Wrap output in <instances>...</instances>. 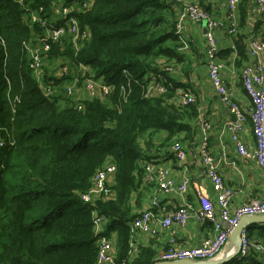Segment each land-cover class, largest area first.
Here are the masks:
<instances>
[{
    "label": "trees",
    "instance_id": "obj_1",
    "mask_svg": "<svg viewBox=\"0 0 264 264\" xmlns=\"http://www.w3.org/2000/svg\"><path fill=\"white\" fill-rule=\"evenodd\" d=\"M250 1L238 6L240 28ZM59 6L70 14L53 23ZM69 19L87 34L76 47L67 33ZM58 27L64 36L48 42L43 73L36 76L23 47L36 46ZM235 37L241 65L247 47L244 35ZM180 46L176 9L165 0H0V264H95L98 239L115 232L116 264L156 263L150 246L129 256L135 219L130 200L141 183L138 163L152 162V136L163 132L168 142L191 129L185 120L194 116V104L173 103L181 85L164 70L180 67L188 75L181 66L190 60ZM57 57L67 58L62 64L67 73L45 74L49 60ZM73 70L82 81L92 77L109 86L104 101L84 100L78 110V102L56 95V88L53 94L43 92L49 83L61 85L68 78L66 95L76 81ZM152 83L165 92L146 96ZM107 163L115 166L106 184L110 197L84 203L81 196ZM93 213L106 219L98 235ZM246 231L252 243L264 246V225ZM256 256L251 248L243 260L261 264Z\"/></svg>",
    "mask_w": 264,
    "mask_h": 264
},
{
    "label": "built area",
    "instance_id": "obj_2",
    "mask_svg": "<svg viewBox=\"0 0 264 264\" xmlns=\"http://www.w3.org/2000/svg\"><path fill=\"white\" fill-rule=\"evenodd\" d=\"M171 3L176 9V27L177 33L180 36V49L182 53L188 51V40L182 34V23L185 20L199 23L206 22L207 32L204 35L205 39V62L209 82L215 91L220 102L227 108L234 121L227 124L228 130L231 132V141L235 144L237 153L243 159H253L257 162L261 171L264 174V0H254L249 14L260 21L259 38L252 39L248 44V59L249 63L241 70V84L244 92L251 102L249 113L253 124L254 136L257 141V148L255 151H249L239 140L238 134L245 122V115L241 108L231 98L227 87L221 78V70L223 63L219 58V49L214 31L221 30L228 36L236 34L238 27L237 9L241 0H226L227 14L223 20L211 19L209 15L200 8L197 4L187 2L186 0H165ZM80 11L77 9V12ZM62 18L67 17L70 11L62 9L60 6L54 12ZM37 17L33 16L32 21H37ZM41 23V21H38ZM63 28H52L47 31L45 36L38 40V44L34 47L25 45L23 49L28 51L31 59V64L36 72V76L41 75V67L45 63L47 53L49 52V41L60 42L64 36ZM67 33L72 37V44L77 46L79 41L87 38L85 32L80 33L77 23L74 19H69L67 23ZM234 51V46H232ZM79 70L87 73L88 69L84 66H79ZM67 67H62V73H67ZM168 73H177L180 67H166L164 69ZM74 84L66 87V95L72 96L75 91ZM84 85V94L87 99H98L96 91L105 98L109 95L111 88L99 81H94L92 77H85L82 81ZM50 86L44 87L45 94H53ZM164 87L156 83L148 86L146 96L154 93H164ZM85 99L77 100V108H82V102ZM15 102L19 100L14 99ZM196 102L195 95L183 88L175 91L173 103L179 107H188ZM203 130L208 128L207 123H201ZM205 146V143L204 145ZM170 153L173 155L178 163L186 160V151L180 145V142L174 141L170 146ZM202 164L204 166V175L209 185L215 191V200L212 201L208 196L197 191L198 206L194 207L184 200L187 192L188 183L186 180L180 183H175L169 175L167 169L163 167L156 168L152 162L143 163L141 169V178L144 183H154L157 187L156 195L150 201L147 210L141 212L130 224V241L136 234H142L150 238L157 237L158 233L153 224H158L162 228H169L173 223L183 226L190 218H194L197 222L209 225L211 229V236L203 239L199 246L195 248L181 249L175 245L176 241L169 240L167 247L161 251L155 258V262L161 261H175V260H189L201 263H208L218 261L229 253L226 251L232 247L230 245V235L233 229L237 226L241 217L250 216H264V197L262 199H250L245 204L234 209L232 212L230 208L231 200L234 194L233 189L224 185L221 175L218 173L217 165L212 157L207 152L206 148L202 147ZM115 173V166L113 164H105L99 169L91 180V187L89 191L81 196L84 203H94L97 199H107L110 194L106 192V184L108 177ZM175 194L182 197L180 204L172 209H168L161 205L160 197L163 195ZM94 232L96 235L102 233L103 227L106 224V219L97 216L93 213ZM247 227H243L240 231V250L237 259L243 260L250 255V250L253 248L255 253H260L264 250L262 244L252 243L247 236ZM97 257L95 264H116L115 255L112 250V240L107 237H100L97 241ZM132 252H136L133 248L129 251V256ZM121 264H125L122 262Z\"/></svg>",
    "mask_w": 264,
    "mask_h": 264
},
{
    "label": "crops",
    "instance_id": "obj_3",
    "mask_svg": "<svg viewBox=\"0 0 264 264\" xmlns=\"http://www.w3.org/2000/svg\"><path fill=\"white\" fill-rule=\"evenodd\" d=\"M187 2L197 4L203 9L211 19L223 20L227 14L226 0H186ZM253 1L247 5L245 9V22L243 28L237 27L236 34H242L245 38L247 47L246 61L241 65H237L239 61L236 51L232 49L234 46L233 39L236 36H228L221 30L214 31V36L217 41L220 52V60L223 63L221 70V78L227 87L231 98L238 104L245 115V122L242 129L239 131L238 138L249 151H255L257 141L254 136L253 124L249 108L251 102L244 92L241 84V70L245 64L249 63L248 59V44L252 39L259 38V26H256L255 19L249 14ZM237 18L239 24V10L237 9ZM207 32L206 22L194 23L185 20L182 23V34L188 40V51L185 53L190 60L189 64H183L182 71H187L188 75L177 72L173 73L175 80L181 86L175 88L180 89L185 86L186 90H190L196 98L193 106V117H189L185 122L190 126L189 133H181L177 140L173 139L166 142V135L163 132L155 133L152 136L153 150L151 161L156 168L163 167L167 169L170 178L175 183H180L186 180L188 188L184 200L193 205L198 206L196 198L197 191L201 190L203 194L208 196L212 201L215 200V191L209 185L204 175V166L202 164V147L206 148L209 155L217 165L218 173L224 182V185L233 189L234 194L231 200L230 208L234 209L245 204L250 199H262L264 197V174L253 159H243L237 153L235 144L231 141V132L227 128V124L234 121L227 108L220 102L218 96L213 90L207 75L205 62V39L204 35ZM236 38V37H235ZM230 50L228 55L224 52ZM59 73L55 70L51 76H58ZM60 85H58L59 87ZM184 89V88H183ZM102 101L104 98L96 91V97ZM85 100H91L85 98ZM207 123L208 128L204 131L201 123ZM179 140V141H178ZM174 141L180 142V145L186 151V160L178 163L170 153V146ZM205 143V146H203ZM140 170L143 162L138 163ZM157 187L154 183L142 182L138 187L137 192L132 194L130 200L131 214L135 215L148 209L150 201L156 195ZM161 205L169 210L180 204L182 197L175 194L163 195L160 197ZM157 230V237L150 238L142 234H136L132 239L131 247L137 251L139 247L150 246L158 255L163 251L169 240L176 241L175 245L181 249L195 248L200 245L201 241L211 236L209 225L197 222L194 218H190L181 226L173 223L169 228H162L158 224H153ZM112 250L114 255H117V234L111 233ZM227 253V251H226ZM256 259L264 264V250L256 253ZM234 264H246L244 260H238ZM237 262V263H236ZM229 264V263H228Z\"/></svg>",
    "mask_w": 264,
    "mask_h": 264
},
{
    "label": "water",
    "instance_id": "obj_4",
    "mask_svg": "<svg viewBox=\"0 0 264 264\" xmlns=\"http://www.w3.org/2000/svg\"><path fill=\"white\" fill-rule=\"evenodd\" d=\"M264 225V216H250V217H241L238 221L237 226L233 229L230 235V245L235 246V250L225 257L219 259L218 261L201 263L189 260H175V261H161L155 264H228L230 261L235 259L240 250V231L243 227H254V226H263Z\"/></svg>",
    "mask_w": 264,
    "mask_h": 264
},
{
    "label": "rangeland",
    "instance_id": "obj_5",
    "mask_svg": "<svg viewBox=\"0 0 264 264\" xmlns=\"http://www.w3.org/2000/svg\"><path fill=\"white\" fill-rule=\"evenodd\" d=\"M54 18H51L50 20L54 23L56 20H60V18L58 17L57 14L54 13ZM62 50H64V48H61ZM26 54L28 55L29 57V54H28V51H26ZM30 58V57H29ZM64 59L67 60L66 57H57V58H52L49 60V62L47 63V65L45 66V70H44V73L47 74V73H52L53 71H57L59 73L58 76L56 77H62V64L64 62ZM43 73V71H41V74ZM71 73L73 74L74 76V79L73 80H76L78 83L75 84V91L73 93V95L70 97V99L73 100V98L77 101V100H81V99H85V94H84V85L81 84L82 83V76L79 72H77V70H73L71 71ZM67 78V77H66ZM68 81V83L70 82V80L67 78L66 79ZM66 82H63L61 83V85L58 87L57 84H52V83H49L51 85V88L52 90H54L55 88L57 89L55 92V94L57 95H60L64 100L67 99V95H65V84L67 83ZM63 93V94H62ZM62 94V95H61ZM237 263V262H236Z\"/></svg>",
    "mask_w": 264,
    "mask_h": 264
},
{
    "label": "bare ground",
    "instance_id": "obj_6",
    "mask_svg": "<svg viewBox=\"0 0 264 264\" xmlns=\"http://www.w3.org/2000/svg\"><path fill=\"white\" fill-rule=\"evenodd\" d=\"M235 250V246H232L230 247L228 250H227V253H232L233 251Z\"/></svg>",
    "mask_w": 264,
    "mask_h": 264
},
{
    "label": "clouds",
    "instance_id": "obj_7",
    "mask_svg": "<svg viewBox=\"0 0 264 264\" xmlns=\"http://www.w3.org/2000/svg\"><path fill=\"white\" fill-rule=\"evenodd\" d=\"M25 53H26V51H25ZM12 112H14V110H12Z\"/></svg>",
    "mask_w": 264,
    "mask_h": 264
}]
</instances>
